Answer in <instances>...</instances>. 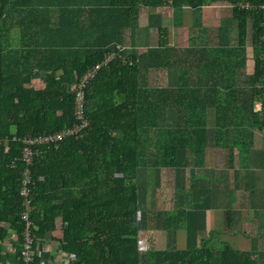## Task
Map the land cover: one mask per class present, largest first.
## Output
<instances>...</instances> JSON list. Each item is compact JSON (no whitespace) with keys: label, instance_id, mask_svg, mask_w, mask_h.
<instances>
[{"label":"trees","instance_id":"trees-1","mask_svg":"<svg viewBox=\"0 0 264 264\" xmlns=\"http://www.w3.org/2000/svg\"><path fill=\"white\" fill-rule=\"evenodd\" d=\"M240 1L0 0V264H23L20 190L27 169L34 251L57 230L61 218L57 242L69 264H258L250 252L228 244L141 253L138 241L139 172L145 170L149 182L162 169L199 167L203 157L190 153L203 150L207 140L205 124H197L204 116L194 108L192 96L150 83L141 57L126 47L130 32L144 9L169 4L197 13L216 2L238 22L239 47L247 45L251 30L255 68L246 87L234 81V60L220 66L222 73L230 68L233 76L228 84L218 82L229 90L225 105L217 99L216 106V145L222 146L226 130L249 137L254 129L264 132V116L257 108L264 78L262 0H249L255 6L251 9H242ZM118 48L134 63L116 59L86 85L89 125L83 136L57 147L36 145L32 163L24 162L26 138L74 126L77 84ZM160 48L150 54L159 65ZM37 77L45 79L43 89L31 86ZM239 94V103H229ZM169 108L177 113L172 129L167 128ZM225 223L232 228L231 211H225ZM7 241L12 249L4 245ZM41 262L36 254L33 264Z\"/></svg>","mask_w":264,"mask_h":264},{"label":"crops","instance_id":"crops-1","mask_svg":"<svg viewBox=\"0 0 264 264\" xmlns=\"http://www.w3.org/2000/svg\"><path fill=\"white\" fill-rule=\"evenodd\" d=\"M248 32L247 45L239 47L238 22L218 2L197 13L169 4L159 10L144 9L138 27L130 32L126 47L139 54L142 65L149 69L150 83L192 96L194 108L204 116L200 117L204 122L198 120L197 124H205L207 140L203 150L190 153L203 157L201 166L161 170L162 185L175 187L177 196L167 198L164 192L168 187L154 185L162 194L158 202L165 209L149 208L138 216L141 253L201 250L204 246L221 249L228 244L234 250L250 252L258 264H264V132L254 129L249 137L229 129L223 134V145H216L217 99L225 105L229 91L218 82L225 85L233 79L231 69L222 73L220 66H230L234 60L238 66L234 81L246 87L255 68L252 33ZM160 44L159 65L150 54ZM39 78L31 86L37 88ZM242 97L239 94L229 103L237 104ZM166 115L167 128H175L176 110L169 108ZM249 142L253 143L247 147ZM225 211L232 212L231 229L226 228ZM56 225L57 230L35 251L44 264L70 262L57 242L62 237L61 218ZM4 245L12 249L10 241Z\"/></svg>","mask_w":264,"mask_h":264},{"label":"built area","instance_id":"built-area-1","mask_svg":"<svg viewBox=\"0 0 264 264\" xmlns=\"http://www.w3.org/2000/svg\"><path fill=\"white\" fill-rule=\"evenodd\" d=\"M239 6L242 9L255 8L249 0H241ZM263 11V27H264V0L260 5ZM262 42L264 43V31L262 34ZM122 49L113 50L107 52L103 60L95 66L91 71H89L77 84L75 88V110H76V123L74 126L58 131L48 135L34 136L26 138V147L23 150V161L28 165L32 163L33 147L36 145H50L58 146L63 140L67 138H80L83 136L85 130L88 128V122L86 120V105H85V87L86 85L95 77L97 72L103 67L110 64L116 59H122L126 64L133 65L134 61L129 58L122 57ZM257 108L260 113L264 116V78H263V93L257 103ZM31 172L27 169L23 175L22 187L20 190V195L23 200L24 210L22 212L21 218L25 223L24 230V242L22 244L21 258L23 264H33L34 257L36 255L34 251L35 238L33 233V223L30 219V213L32 212V198H31ZM41 264H44L41 262ZM69 264V262H68Z\"/></svg>","mask_w":264,"mask_h":264},{"label":"rangeland","instance_id":"rangeland-1","mask_svg":"<svg viewBox=\"0 0 264 264\" xmlns=\"http://www.w3.org/2000/svg\"><path fill=\"white\" fill-rule=\"evenodd\" d=\"M44 82H45V79L43 77H40L39 78V81H38V84L36 83L35 85L37 86V88H44ZM156 177H158V179H156V185H157V188H159L161 186H164L162 185L161 183V170L159 171V173H157ZM148 175H146V172L145 170H141L139 172V175H138V178H137V185H138V188H139V206H140V211L138 212V216L140 214H144V212H146L149 208L153 209V210H156V211H159L161 209H165V206L162 205L161 203L159 204V200L162 196V194L160 195L159 194V189L156 190L154 188V182L153 180L149 179V182H148ZM148 183H149V186H148ZM165 188L168 187L166 189V192L165 195L167 198H175L177 196V189L175 187H172V186H164ZM142 226H141V230H142ZM264 232V229L262 230ZM143 244H147V241H142ZM144 248V245L142 246Z\"/></svg>","mask_w":264,"mask_h":264}]
</instances>
